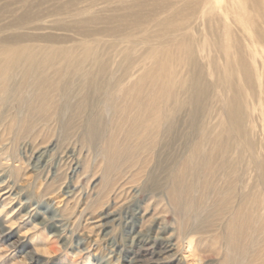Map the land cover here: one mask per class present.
Returning a JSON list of instances; mask_svg holds the SVG:
<instances>
[{"label": "rangeland", "instance_id": "1", "mask_svg": "<svg viewBox=\"0 0 264 264\" xmlns=\"http://www.w3.org/2000/svg\"><path fill=\"white\" fill-rule=\"evenodd\" d=\"M20 18L22 23L17 24ZM9 35L34 37V43L56 48L81 41L100 42L96 67H103L101 89L91 85L65 89V82L60 81L49 97L58 111L73 97L75 105L83 99L87 120L96 118L102 110L99 102L108 97L106 86L123 74L127 76L124 71H131L137 61L146 65L143 72L155 67L149 53L153 47L187 43L190 50L183 48L176 53L182 62L178 63L180 78L175 83L178 99L172 106L179 116L170 135L158 140L156 153L160 155L136 150L128 158H120L118 168L119 163L109 167L101 152L88 149L87 141H81L85 128L64 137L59 126L49 134L48 126L42 127L36 137L18 138L16 130L7 132L19 115L20 99L16 101L18 93L12 90L10 103L0 106V264H193L194 257L199 264H220L216 243L209 241L213 231H207L199 246L195 242L201 235L192 233L190 246L180 234L179 221L164 197L166 191L158 187L164 185L169 171L178 168L176 155L186 142H190L189 152L201 138L194 133L197 117H201L203 127L217 125V136L228 134L224 109L229 93L226 90L223 96L218 88L228 74V62L249 93L250 105L256 104L248 134L256 150L264 154V0H0V37ZM241 59L253 72L252 86L246 87L242 81ZM216 65L217 72L213 69ZM89 77L96 79L85 75L82 80ZM200 90L209 99L203 100L202 111H197L192 102ZM213 95L217 102L210 100ZM250 105L243 107L246 117ZM106 128L109 131L112 127ZM231 143L230 161L239 171L244 168L238 159L242 148L235 137ZM141 156L152 162L144 174L137 175ZM250 160L246 156L244 166L252 169ZM152 172L159 174L157 188ZM250 174L255 181L257 174ZM195 179L200 190L204 178L196 174ZM189 180H194L192 175ZM12 224L16 227L11 228ZM29 229L30 234L24 236ZM55 245L62 251L51 260L34 251Z\"/></svg>", "mask_w": 264, "mask_h": 264}, {"label": "bare ground", "instance_id": "2", "mask_svg": "<svg viewBox=\"0 0 264 264\" xmlns=\"http://www.w3.org/2000/svg\"><path fill=\"white\" fill-rule=\"evenodd\" d=\"M22 20L18 19L17 24H21ZM34 39L20 35L0 37V106L10 103L12 90L18 93L14 96L16 101L20 99L18 120L8 126L7 132L16 130L18 138L36 137L41 134L42 127L48 126L49 134L53 127L59 126L64 137V134L67 136L73 131L78 134L80 129L85 128L81 133V141H87L88 149L96 148L94 151L101 152L109 167L119 163L116 164L118 168L121 163L119 159L128 158L136 150L147 149L153 156L160 155L156 153L158 140L170 135L179 116V111H175L172 106L178 99L175 83L177 77L180 78L178 66L181 64L178 63L182 62L176 53L183 48L189 51V44H181L180 47L172 45L170 48L163 43L153 47L149 53L155 67L143 72L146 65L137 61L131 71H124L127 76L123 74L116 78V83L110 85V82L106 86L105 94L108 97L99 102L102 110L96 118L87 120L84 113L87 105L83 99L75 105L73 97L65 108L58 111L56 104L52 106L49 102V97L54 94L60 81L65 82V89L77 85L101 89L104 83L101 81V84L99 77L103 76V67H96V60L100 57L97 55L100 42L81 41L78 45L56 48L54 45L36 44ZM213 46L217 52V40ZM239 66L240 72L244 73L242 81L246 87L252 86L250 75L253 72L242 59ZM138 69L141 73H134ZM213 69L217 72V65ZM227 73L218 88L223 96L226 90L229 93L224 109L229 122L228 134L217 136V125L208 129L199 123L201 117H197L194 133L201 138L194 141L192 147L189 146V152L187 148L190 142L187 141L181 154L176 155L178 168L169 171L162 187L158 182L159 174L152 172L150 177L154 187L159 186V190L166 191L164 197L179 221L180 234L188 239L190 246L194 237H188L192 233L201 235L195 242L199 246L203 245L207 237L204 235L211 230L214 236L209 237V241L216 243L220 264H264V154L256 150V144L249 139L248 134L249 119L250 122L255 120L256 104L253 102L251 106L247 100L249 93L237 81L236 69L231 62H228ZM85 75L96 79L89 77L85 82L82 80ZM133 78L135 81L130 84ZM184 82L185 78L181 84ZM126 85L131 86L125 89ZM215 88L217 90V81ZM25 89L29 91L23 94ZM200 91L194 93L192 102L197 111H202L203 100L209 99L205 91ZM213 96L210 100L216 101L217 96ZM249 105L251 112L246 117L243 107ZM19 116L23 118L19 119ZM106 125L112 128L108 131ZM103 137L106 138L104 141ZM234 137L242 148L238 159L244 168L239 171L230 161ZM208 148L210 151L205 150ZM248 155L252 169L244 166ZM151 160L141 156L137 175L146 172ZM111 170H114L113 167ZM251 170L257 174L255 181ZM196 174L204 178L200 190L197 189ZM191 175L193 181L189 180Z\"/></svg>", "mask_w": 264, "mask_h": 264}, {"label": "clouds", "instance_id": "3", "mask_svg": "<svg viewBox=\"0 0 264 264\" xmlns=\"http://www.w3.org/2000/svg\"><path fill=\"white\" fill-rule=\"evenodd\" d=\"M45 219H47V217H45ZM11 228H15L16 227V224H12L10 225ZM35 228H39V224H36L34 226ZM32 231V229H29L28 231H26L25 233H23L24 236H28L30 234V232ZM34 251L43 256V257H46L48 258L49 260L55 258L57 255L60 254V252L62 251V249L58 246V245H55V246H46V247H36L34 249ZM193 264H199V259L194 257L193 258Z\"/></svg>", "mask_w": 264, "mask_h": 264}]
</instances>
